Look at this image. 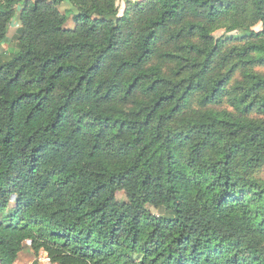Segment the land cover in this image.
<instances>
[{
  "label": "trees",
  "instance_id": "obj_1",
  "mask_svg": "<svg viewBox=\"0 0 264 264\" xmlns=\"http://www.w3.org/2000/svg\"><path fill=\"white\" fill-rule=\"evenodd\" d=\"M118 1L0 0L1 264H264V0Z\"/></svg>",
  "mask_w": 264,
  "mask_h": 264
},
{
  "label": "rangeland",
  "instance_id": "obj_2",
  "mask_svg": "<svg viewBox=\"0 0 264 264\" xmlns=\"http://www.w3.org/2000/svg\"><path fill=\"white\" fill-rule=\"evenodd\" d=\"M138 0H119L118 1V8H119V15H122L126 6H127V3L128 4H132V3H135L137 2ZM64 10H68V8L66 6H62L60 8V11L61 12H65ZM68 26H71L73 25L71 22H69L67 24ZM15 24H12L10 29H9V32L10 34L13 32L14 28H15ZM228 26V23L226 22H221V24L217 27V29L214 30V32L212 33L213 37H214V40H223V41H226L228 44H230L232 41H235V38L236 36H238V32L234 31V32H228L226 30V27ZM251 30H253L254 32H260L262 31V24L261 23H257L255 25L252 26ZM227 44V45H228ZM3 49L4 51L6 50L7 53H12L13 52V49L11 47V44H10V41L7 40V42H5L4 46H3ZM1 50V48H0ZM258 73L260 74H263L264 75V68H259V69H256ZM263 169L257 173V176H260V177H263ZM118 199H122V195L118 194L117 196ZM15 204V197H12L11 200H10V205H9V208H11L12 206H14ZM153 213H155L154 211H152ZM25 248L24 250L19 254L18 256V259L17 261L20 263V264H32V262L34 261V256L33 254L31 253V251L29 250V244L26 243L24 244ZM44 254L43 253H40L38 255V257L36 258V260H38V258L40 256H43ZM39 264H48V263H39Z\"/></svg>",
  "mask_w": 264,
  "mask_h": 264
},
{
  "label": "built area",
  "instance_id": "obj_3",
  "mask_svg": "<svg viewBox=\"0 0 264 264\" xmlns=\"http://www.w3.org/2000/svg\"><path fill=\"white\" fill-rule=\"evenodd\" d=\"M26 243H28L29 246H30V242L27 241ZM37 261H38V263H41L42 262V263H48V264H50L49 259L47 258V256L45 254L43 256H40ZM0 264H1V261H0Z\"/></svg>",
  "mask_w": 264,
  "mask_h": 264
},
{
  "label": "crops",
  "instance_id": "obj_4",
  "mask_svg": "<svg viewBox=\"0 0 264 264\" xmlns=\"http://www.w3.org/2000/svg\"><path fill=\"white\" fill-rule=\"evenodd\" d=\"M15 264H20V263L18 261H16Z\"/></svg>",
  "mask_w": 264,
  "mask_h": 264
}]
</instances>
